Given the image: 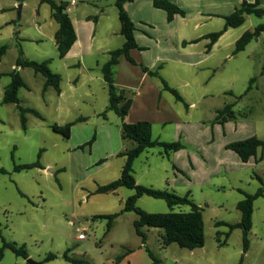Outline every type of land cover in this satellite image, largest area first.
<instances>
[{
	"label": "rangeland",
	"instance_id": "rangeland-1",
	"mask_svg": "<svg viewBox=\"0 0 264 264\" xmlns=\"http://www.w3.org/2000/svg\"><path fill=\"white\" fill-rule=\"evenodd\" d=\"M106 8L110 16L116 15L115 7ZM82 9L96 12L92 6ZM262 23L264 18L247 17L244 28L232 30L228 42L241 31H254ZM57 27L49 4L43 0H0V49L8 47L0 56V170L6 171V174H0V249L3 238L8 243L24 245L29 254L25 260L5 249L0 264H30V259L39 264H74L63 257L66 253L83 264H153L148 252L158 264H240L241 261L243 264H264V197L254 204V226L249 233L247 253L244 252L241 229L233 230L228 237L227 226H216L217 222L236 224L241 221L242 215L237 208L244 198L241 191L253 194L261 187L256 175L264 180V158L244 167L239 177L216 175L205 186L199 181L210 170H215L211 163L202 166L201 170L206 167L203 174L197 168L193 176L196 181L190 183V172L179 173L175 169L179 168L178 160L164 156L160 148L148 150L135 161L134 176L139 185L175 191L181 196L190 194L191 199L203 208L205 246L192 251L176 244L165 246L162 229L145 228L147 240L142 242L134 227L137 215L123 212L133 190L121 188L115 193L96 192L98 187L120 178L125 158L119 154L131 148L132 143L123 140V121L109 109V93L101 71L86 74V69L71 68L69 62L59 58L53 37ZM112 40L111 47L121 46V40ZM263 43L264 36L254 40L246 53L217 70L205 66H163L159 71L161 77L186 98L187 105L194 103L196 108L188 111L170 92L163 90L160 79L149 78L144 90H140L141 86L129 89L134 93L135 101L128 120L133 123L149 121L154 126L155 139L159 135L169 140L167 142L179 141L185 146L189 138L176 132L181 122L184 129H196L194 142L203 147L210 142L216 148L213 154L218 156L219 147L237 136L232 133L235 128L237 132L254 128L258 138L264 139V82L259 91L238 102L236 121L230 122L228 129L222 130L215 122L216 110L236 101L225 92L233 91L239 96L253 86L250 79L258 76L261 68ZM234 48L235 45L227 48V53L232 54ZM21 52L23 58L30 61L51 59V70L62 79L59 95L53 87L44 91L46 79L41 74L31 68L19 69L27 85L19 90L20 105L39 114V117L32 112L26 114V130L18 106L3 104L5 90L11 83ZM124 65L115 70L118 81L131 69L139 70L128 63ZM133 77L137 86L140 77L138 74ZM139 91L142 92L140 96ZM143 98H146L145 105L141 102ZM159 99L162 104L157 112ZM163 106L180 111L182 120L169 119L165 126L162 120L168 118L169 112ZM252 107L250 113L248 108ZM187 112L190 117L186 116ZM80 118L86 121L76 122ZM73 122L76 124L69 139L53 130L55 125ZM124 122L129 123L126 119ZM94 136V143L89 145ZM186 149L189 153L190 148ZM262 154L264 157V149L259 150L258 156ZM38 160L43 168L14 170L15 166ZM138 206L149 213L170 212L165 201L148 196L140 198ZM180 209L190 210L188 206ZM180 209L176 207L175 210ZM114 214L118 216L111 226L109 220L98 218ZM50 254L56 255L57 259L47 262L46 257Z\"/></svg>",
	"mask_w": 264,
	"mask_h": 264
},
{
	"label": "trees",
	"instance_id": "trees-1",
	"mask_svg": "<svg viewBox=\"0 0 264 264\" xmlns=\"http://www.w3.org/2000/svg\"><path fill=\"white\" fill-rule=\"evenodd\" d=\"M135 0H116L115 6L118 10L119 20L121 23V35L125 38V43L121 48L115 49L109 53V60L103 65L101 72L103 80L109 93V109L113 110L119 118L122 119V138L126 142H131L132 147L126 149L120 153L119 156L125 158V164L123 166L121 176L118 180L100 186L97 189L98 194L115 193L121 188H127L134 191V194L130 196L125 203L123 212H134L137 215V220L134 222L136 234L141 238L142 242L145 243L147 235L145 228H156L162 229L164 234L162 235L165 246L176 244L180 248L195 250L203 248L205 246V225L203 218V208L197 205L190 197V194L181 196L175 191L170 190H157L154 188L145 187L139 185L134 176V163L135 161L145 152L153 148L162 149V154L169 157L172 153L178 152L184 148L183 144L179 141L175 142H163L155 140L153 138V125L149 121H139L137 123H126L124 122L133 106V92L129 89L118 87L115 84V70L119 65L122 58H126L131 64L138 65L133 59L131 52L133 50H141L142 48L137 44L135 33L137 27L132 21L131 17L125 9L127 3L134 2ZM151 1L153 6L157 9L163 10L167 13V19L172 22L177 15L185 16L183 11L178 5L171 2L170 0H148ZM44 3L49 4L51 8V17L58 25V30L55 33V44L58 50V56L64 59L72 47L77 41V34L68 13V2H56L54 0H43ZM256 16L258 18H264V7L261 6L260 0H255L253 3L243 1L241 7L236 9L231 15L226 16L224 19L226 25L223 30L217 33L207 35L205 38L210 40L207 46V52H210L214 44L219 38L230 28H239L245 24L247 16ZM264 32V23L258 25L254 31H247L237 41L235 45L234 55H237L249 46L251 42L258 39ZM264 45V43H263ZM7 46L0 49V56H2ZM52 61L51 59L43 62L30 61L23 58L21 52L20 57L16 61V68L11 75V83L6 88L3 98V104H15L19 108L21 122L23 129H27L26 114L32 112L39 117L36 111H31L21 107L19 99V90L26 88L27 85L20 74V70L24 68H31L36 74H41L45 77L46 82L44 85V91L49 87H53L58 94H61V76L53 72L50 68ZM142 70L152 78H158L163 83V90L170 92L176 99V101L183 103L186 108L188 105L185 102L184 97L174 88L170 87L169 84L161 77L159 70H151L143 65H140ZM20 69V70H19ZM264 70V66H263ZM255 78L251 80L254 83ZM239 96L238 99H241ZM234 104H228L222 110L217 112L215 122L225 123L229 120H235ZM86 121L85 118H80L76 122ZM76 122L66 124L65 126H53L54 132L61 134L65 138H71L72 127ZM95 141V136L88 143L92 145ZM226 149L235 152L243 162L247 163L252 158L256 162L263 160V154L259 157V150L264 149V140L258 137H251L249 139L231 143L226 146ZM32 168H43L39 162L15 166V171L29 170ZM0 174H6V171L0 170ZM256 178L261 184V187L253 194H249L241 191L243 199L237 204L238 210L241 212V221L236 224H228L223 222H217L216 226H227L229 233H232L235 229H241L243 233V246L244 252L247 253L250 241L249 233L253 228V215H254V204L259 199L264 197V180L256 175ZM148 196L154 199L163 200L170 208L168 213H149L144 211L138 206L140 198ZM188 206L189 211H182L180 207ZM179 208L177 212L175 209ZM118 214L99 216L100 219L109 220V225L113 223L114 219ZM219 235V233H218ZM0 237H2L0 229ZM3 246L0 249V261L3 259L4 250L10 249L16 256L29 258L26 247L18 246L15 243H8L2 238ZM153 264H158L157 260L154 259L152 253L148 252ZM67 261L73 262L74 264H83L82 261L74 260L66 253L63 256ZM57 256L50 254L46 257V261L50 262L56 260ZM120 261V259H119ZM243 264V261L240 262Z\"/></svg>",
	"mask_w": 264,
	"mask_h": 264
},
{
	"label": "crops",
	"instance_id": "crops-1",
	"mask_svg": "<svg viewBox=\"0 0 264 264\" xmlns=\"http://www.w3.org/2000/svg\"><path fill=\"white\" fill-rule=\"evenodd\" d=\"M115 1L116 0L59 1L68 2L69 15L70 13H74V16L70 17L77 34V41L69 54L63 59L69 62L67 63L69 67L73 68L77 66L78 68L81 67L86 69V74L95 73L97 70L101 71L103 65L109 60V53L115 49L121 48L124 45L125 38L120 33L121 23L119 20L118 10L115 16H110L107 11L108 8H106L108 6H113L116 8ZM170 1L185 11L186 15H177L172 22H169L167 19V13L163 10L155 8L151 1L135 0L134 2L127 3L125 5L127 13L137 27L135 37L137 44L142 49L133 50L131 52L133 59L138 63V65L131 64L126 58L121 59L116 69L120 70L124 64L128 63L132 66V68H138L140 71H133V69H131V71H128V73L125 74V77H120V81H118L116 76L117 74H115V84L118 87L125 89H139V86H141L140 90H144L145 82L152 77L145 73L140 65H143L144 67H147L151 70L159 71L163 66L165 67L169 64L179 67L189 66L194 68H202L205 66L204 68L217 70L231 62L240 54L246 53L247 48L251 46L252 42L245 49V51L237 55H234L233 50L231 52L232 54L227 53V48H230L232 45H236L237 41L243 36L245 32H247L246 30L241 31L236 36V38H234V40L228 42L229 36L233 33L232 30H241L244 28L245 24L239 28L228 29L214 44L210 52H207V46L210 43V40L206 39L205 37L209 34L217 33L223 30L226 25L224 18L231 15L236 9H239L243 1L253 3L255 0ZM260 1L261 6L264 7V0ZM80 2L82 4H79ZM81 6H92L96 12L93 13L92 10L85 11ZM57 30L58 27L56 28L53 35L54 41ZM262 36H264V32L260 37ZM113 38H116L119 41L121 40L120 47L110 46L113 43ZM257 42H259V40H257ZM153 50H155L154 55H152ZM263 66L264 55L262 56L261 68H259L258 76L254 77L256 81L254 83L252 82L253 86H249L242 95H239L242 96L241 99H238L239 96H236L233 91L225 92L226 95L234 96L236 98V101L230 104H234L236 107L240 100L261 89L260 87L264 82ZM136 74H138L140 77L139 84L137 86L133 77ZM252 79L253 78L250 79V83ZM75 82H77V80ZM138 95H142V92L139 91ZM184 99L186 102V98ZM134 101L135 100H133V106L130 110L131 112L134 108ZM141 102L143 105H145L146 98H143ZM161 104V99H159L157 112H160ZM227 105L228 104H226V106ZM164 107L165 106H163V109L169 112L168 118L162 120L165 126L168 124L169 119H177L178 121L182 120L183 114L180 111L170 110V108L165 109ZM194 108H196L194 103L189 104L187 110L189 111ZM253 109L254 107L248 108V111L251 113ZM220 110L222 109L216 110V113ZM186 116L190 117V113L187 112ZM126 120L129 123L134 122L129 121L128 117ZM232 121H236V119L229 120L222 124L219 123L222 126V130L228 129L230 122ZM182 126H184L183 123L179 122L176 132L188 137L189 142H187L188 144H185V146L183 144L184 148L182 150L172 153L170 156H173V158L178 160L177 165L179 168L175 167V169L179 173L184 174L185 171L190 172V183L196 181L193 176L198 171L197 168H200V174H203L206 172L208 163H211V165L215 167V170H210L208 174H205L202 177V180L199 181V183L203 186L211 183L212 177L216 175H224L226 178L239 177L242 170L245 169L244 167H249L253 163L255 164L256 160L254 158L245 163L235 152L226 149V146L231 143L243 141L251 137H258L254 128L250 129V131L247 129L245 132H237V128H235L234 131L231 129L232 133L237 134V136L233 137L229 142H224L219 147L221 151L219 150L220 153L218 156L213 154V149L216 148H213L210 142L208 144H203L205 147L194 142L196 139L195 128L191 127L184 129ZM153 138L155 139L154 126ZM155 140L163 142L169 141L160 137L159 135ZM186 147L190 148L189 153L186 152ZM203 151L209 152L206 154L203 153ZM202 166H206L204 170H201Z\"/></svg>",
	"mask_w": 264,
	"mask_h": 264
},
{
	"label": "water",
	"instance_id": "water-1",
	"mask_svg": "<svg viewBox=\"0 0 264 264\" xmlns=\"http://www.w3.org/2000/svg\"><path fill=\"white\" fill-rule=\"evenodd\" d=\"M28 261H29V263H30V264H39V263H36V262H34V261H33V260H31V259H30V260H28Z\"/></svg>",
	"mask_w": 264,
	"mask_h": 264
},
{
	"label": "built area",
	"instance_id": "built-area-1",
	"mask_svg": "<svg viewBox=\"0 0 264 264\" xmlns=\"http://www.w3.org/2000/svg\"><path fill=\"white\" fill-rule=\"evenodd\" d=\"M82 237V236H81Z\"/></svg>",
	"mask_w": 264,
	"mask_h": 264
}]
</instances>
